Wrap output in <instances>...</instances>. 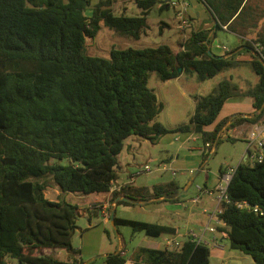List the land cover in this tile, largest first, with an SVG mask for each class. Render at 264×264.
<instances>
[{
    "label": "trees",
    "instance_id": "16d2710c",
    "mask_svg": "<svg viewBox=\"0 0 264 264\" xmlns=\"http://www.w3.org/2000/svg\"><path fill=\"white\" fill-rule=\"evenodd\" d=\"M131 1L139 16H128L125 7L117 12L114 5L123 0H0V264L8 258L18 264H82L73 247L80 209L64 195L108 194L128 139L155 145L169 133H190L203 142L207 157L229 120L232 125L255 124L264 116V66L250 43L264 46V33L248 36L259 17L264 18L257 13L258 1L195 0L215 23L209 30H192L178 49L164 44L113 48L108 58L90 55L86 40L94 39L102 25L138 40L146 34L151 11L158 5L160 10L170 7L168 0ZM225 26L249 40L242 41L240 51L220 54L212 48ZM242 67L257 76L255 84L242 88L225 77L210 93L195 97L188 122L167 128L156 121L164 105L148 87L151 74L163 82L183 75L205 82ZM237 98L252 100L254 113L225 119L206 131L227 101ZM48 187L59 190L56 201L46 198ZM182 190L176 181L151 188L127 183L112 200L123 206L159 198L175 203ZM227 194L230 202L223 204L218 232L231 249L264 264V160L242 161ZM113 224L149 238L176 234L169 226L116 213ZM57 249L71 255L61 260L43 253ZM209 258L207 245L188 238L173 250L139 248L134 264H209ZM125 263L121 253L105 260Z\"/></svg>",
    "mask_w": 264,
    "mask_h": 264
},
{
    "label": "rangeland",
    "instance_id": "374dc122",
    "mask_svg": "<svg viewBox=\"0 0 264 264\" xmlns=\"http://www.w3.org/2000/svg\"><path fill=\"white\" fill-rule=\"evenodd\" d=\"M256 1H258L257 13L263 14L264 0ZM190 4L193 6L190 8V12L194 14L195 20H191V23H194V26L192 25L189 29L184 31L177 29L174 7L170 6L169 8L160 10L158 5L149 14L148 29L146 30V34L142 35L140 39L135 40L120 36L113 30L102 25L98 35L94 39L86 40L88 53L93 56L108 58L110 51L113 48L133 47L140 49L144 47H157L165 44L174 49H178L179 43L188 38L191 34L190 32L196 29L197 25L201 24L204 19L208 18L206 8L202 4L197 3L195 0H191ZM114 7L117 12H121L124 9L123 7H125V13L128 16H139L141 13L131 0H123V2L115 4ZM197 12L200 13V18H198ZM190 16L189 13V17ZM164 23L166 25H163ZM257 24V27L249 32V37H253L258 33H264V18L262 19L259 17ZM240 41L242 42L241 38L229 30H218L216 37L213 39L215 44L221 45L220 49H226L224 47L228 48L229 52H227V54L234 49H238L240 47ZM212 46H214V44ZM225 77L233 79V81L242 88H245L249 83L255 84L257 81V76L245 67L229 70L205 82H198L195 75H183L180 79L163 82L158 80L155 74H151L148 81V87L155 91L158 101L164 105V109L158 115L156 121L162 123L167 128L188 122L190 116L194 113L195 97L207 95ZM252 110L253 106L250 99L242 98L232 100L223 108L216 121L212 125L206 127V131H213L217 124L226 116L232 118L237 114H248L252 112ZM176 137H178V135L169 133L161 137L155 145L141 138H132L125 141L124 150L118 156L120 167L123 169L120 171V173H122L121 178H124L128 173H133L134 171H143L144 167L148 165L150 169L153 170L152 173L140 172L139 174L140 177L144 179L140 180V183H145L144 181L151 178L157 172L161 161H166L175 157L177 152L176 148L181 144L180 141H176ZM232 139L234 138L231 137L228 139L225 135L221 137L220 143L215 148L216 153L212 155L211 152L204 158L205 171H200L196 174V178L193 180L188 191L182 196V205L178 207L181 211V215L178 216L177 220L178 233L176 240L178 242H183L185 240L186 237L184 234L188 231L194 232V235L201 236L202 231L209 223V214L214 211L212 210V203L207 194H204L206 196L204 198L205 204L201 200L198 201L199 203L193 202L192 199L198 194L196 186L199 185L205 187L206 183L209 185L212 179L215 178L214 175L219 172L220 168L224 169L227 165L236 168L241 163L240 157L247 151L248 142L243 136L234 140ZM185 147L204 148V144L199 138L197 141L191 140L187 142ZM250 151H256L255 145L251 147ZM61 163L66 164L67 161L63 160ZM163 176L164 180H166L169 174L164 173ZM176 178L182 183L180 174H178ZM187 184L188 183L185 182L183 183V186ZM57 191L59 192L57 188H47L45 191L47 199L55 201V198H58ZM64 198L67 202L77 205L80 208H84L89 207L90 201L95 199V195L85 196L67 193L64 195ZM93 210L95 211L96 209L93 208ZM205 210H208V214L205 213ZM168 211L165 203H147L145 205L137 204L134 207L129 208L119 207L118 215L136 221H149L152 220V218L154 221H159ZM88 224L89 222L86 217H78V227L87 228ZM101 225L102 224H100V226ZM212 225L215 224L212 223ZM98 230L99 234H101V232L104 234H102L104 236L103 241L100 242V247L102 246V249L114 251L116 246V249L119 250V240L121 239H124L125 246L130 252L138 246H145L147 244L146 242H143L147 237L143 233H134L130 227L121 226L116 228L111 223L104 230ZM79 236L80 233L77 231L73 237V245L76 248L82 246ZM165 237H167V235L146 240H153L159 244L164 241ZM211 237V232L205 234L206 240H210ZM217 245H220L221 248H217ZM217 245L207 244L210 250L209 264H255L251 256L238 250L231 249L229 241L227 239H222V236L218 238ZM45 251L46 250H44L43 253L48 255ZM107 251L108 250H104L101 253L104 254ZM57 256L61 260H67V255L61 256L60 254H57ZM88 260L89 259H86L84 262ZM103 260V257L96 256L95 261L91 264H103ZM7 264H18V262L15 259L8 258Z\"/></svg>",
    "mask_w": 264,
    "mask_h": 264
},
{
    "label": "crops",
    "instance_id": "0c3cea01",
    "mask_svg": "<svg viewBox=\"0 0 264 264\" xmlns=\"http://www.w3.org/2000/svg\"><path fill=\"white\" fill-rule=\"evenodd\" d=\"M191 7H193V6L191 5ZM190 15H192L193 16V20H195L194 19L195 16H194V14L192 12H190ZM197 16H198V18H200V13L199 12H197ZM213 24H214V21H212L211 17L208 15V18L204 19L201 24L197 25L195 30H198V31L199 30H207V29L209 30V29H211V26ZM192 25L194 26V23ZM224 30H227V29H224ZM249 38H251V37H249ZM241 43L243 44V42L240 41L239 46L242 45ZM213 44H214V46H212V48L215 49V51H217V53H220V54L224 53L222 51L223 49L219 48V46H221L220 44L219 45L215 44V42H213ZM224 48L228 49L227 47H224ZM241 49L242 48L239 47L236 50V52L240 51ZM181 77L182 76H180L177 79H180ZM232 100H235V99H231V100L227 101V103L225 104L224 107H226L227 104L229 102H231ZM251 102H252V100H251ZM253 113H254V109L252 110V112H250L248 114H244V115L237 114V115H234L232 118L226 116L221 121H223L225 119H228V118L229 119H234V118H236L237 116H240V115L242 117H246L247 118V117H249V114H253ZM232 123H233V121L229 120L222 127V129H221L219 134L220 135L223 134V135H225V136H227L229 138L233 137L234 139H237V138H240L241 136H243L244 139L247 140V137H248V135H249V133L252 130V127L254 125H258V126H261V128H264V118H262L260 121H258L255 124L243 123V124H240V125H232ZM176 135H178V137H176V141H180L181 144H180V146H178L176 148L177 152H176L175 157H172L171 159L166 160V161H164V160L161 161V163L159 165V168L157 169V172L156 173L153 172L155 174L151 178H148L146 181H144L145 183H140V180H144L139 175L141 171H139V172L137 171L138 173L135 172V171L133 173H128L127 176H125L124 178H121L122 173H120V171L123 170L121 167L118 168L117 183H120V184L131 183V184H133L134 186H137V187H148V188H151L154 185L168 183V182H171V181H176V182L179 183V185L181 187H183V190L180 193V196L182 198V196L185 195V193L188 191V189L191 186L193 180L196 178V174H198L200 171H205V169H204V157H205V153L207 152V150H203V148H199V147H185L187 142H189L191 140L192 141H197L199 139L196 135H193V134H190V133H183V134H176ZM234 139H232V140H234ZM185 151H187V152H185ZM215 151L216 150H215V147H214L211 150L212 154ZM245 156H246V152L240 157V161L241 162L245 160ZM228 168H231V166L227 165L226 168H224V169L220 168V170H222L224 172ZM220 170H219V172L217 174L214 175L215 178L212 179L210 184L208 185L206 183L205 186L213 187L219 182V180H220ZM152 171L153 170L150 169L149 172L152 173ZM191 171H194V172L191 173ZM164 173H168L169 174V176L167 177L166 180H164V176H163ZM178 174L181 175L182 183L179 182V180L176 178ZM185 182H187L188 184L183 186V183H185ZM57 195H59V192L57 193ZM205 197L206 196L203 195L200 198V200L203 203H204V198ZM208 198L210 199V202L212 203V210H214L215 207H216V204H215V201H214V196H209ZM56 200L57 199L55 198V201ZM162 200H163V198H160L157 201H153V200L147 201L144 204L138 203V205H145L147 203H155L156 204V202H157V204L165 203L167 205V209L169 210L167 213H165V216H163V218L161 220L157 219L159 221H154L153 218H152V220L143 221V222L169 226V227L173 228L176 231L175 235H171V236L167 235V237L164 238V241L162 243H159V244L156 243L153 240H146V239H152V238L147 237V238H145V240H143V242H146L147 244L145 246L141 245V246H138V247L134 248L132 252H130L126 248L124 239H121V240H119V250L116 249V246H115L114 251H110L109 249H102V246L100 247V244H101L100 242L103 241V237H104L103 235L104 234L102 232H101V234H99V230L98 229L104 230L108 225H110L111 223L113 224V222L111 221V214H112L113 209H115V213H116V215L118 217L125 218V217H122V216L118 215L119 207H121V208H129V207H134L137 204L132 205V206L118 205L116 203V201L112 200V196L109 195V194L95 195V199L93 201H90L89 207H84V208H80L79 207L81 216L86 217L88 219L89 224H88L87 228L79 227L77 229V231H79V233H80L79 238L81 239V243H82V246H80V248H76L73 245V247L75 249H78L79 252H80V255H77V260L82 262V264H91L92 262L95 261L96 256H101L104 259L103 260L104 261L103 264H105V260L110 254L121 253L124 256V258L126 259V263L125 264H134L135 252L139 248L164 249V244L166 243L167 239H171V238H175L176 239V236H177V233H178L177 220H178V216L181 215V211L179 210L178 207L182 205V199L179 202H175V203L161 202ZM93 208H95L96 210L94 211ZM206 211L208 212V210H206ZM91 212H93V213H91ZM206 214H208V213H206ZM100 224H102V225L100 226ZM99 226H100V228H99ZM189 233H191V231H188L186 234H184V236L186 238H185V240L183 242H180V243H184L188 239V234ZM92 234H95V235H92ZM216 236H217V238H219L221 235L218 232L216 234ZM212 237H213V234H212ZM222 239H226V238L222 237ZM217 248H221V246L217 245ZM104 250H108V251L106 253L102 254L101 252L104 251ZM45 253L48 254V255H52V256H54L56 258H58L57 254H60L61 256L67 255V259L71 255L70 252H68L66 250H63V249H59V250L57 249V250H52V251L46 250ZM100 254H102V255H100ZM86 259H89V260L84 262Z\"/></svg>",
    "mask_w": 264,
    "mask_h": 264
},
{
    "label": "built area",
    "instance_id": "2783aa9c",
    "mask_svg": "<svg viewBox=\"0 0 264 264\" xmlns=\"http://www.w3.org/2000/svg\"><path fill=\"white\" fill-rule=\"evenodd\" d=\"M169 6L174 7L175 9V16L177 21V29L179 30H186L192 27L191 20L189 18L190 8L191 4L189 0H168ZM224 29H227V27H223ZM249 41L248 39H243L242 41ZM251 46L253 48V52L255 55L260 59L262 63H264V46L261 43H254L250 41ZM219 48H221L219 46ZM223 54H227L229 52L228 49H223ZM248 149L246 151L245 160H248L251 163H261L264 160V128H261V126L254 125L252 127V130L250 131L248 137ZM255 145V152L250 151L251 147ZM150 171V167L146 165L141 171L142 173H146ZM236 168H228L222 174H220V180L219 182L213 186V187H201L199 185L196 186L197 189V195L195 198H193V202L197 203L201 196L204 194H207L209 196H214V201L216 204V207L212 213L209 214V223L205 227V229L202 231L201 236L194 235V232H191L188 234V238L195 242L196 244H213L216 245L218 242V238L216 234L218 233L217 226H221L222 222L220 220V215L223 212V204L229 203V197L227 194V188L235 174ZM194 171H191L193 173ZM125 184L117 183L116 181L111 182L109 195L112 196V194L120 192L121 189L124 187ZM238 207L242 208L244 206V203H238ZM255 211H258L257 208H254ZM205 213H208L205 210ZM214 223L215 225H212ZM207 232H211L213 234V237H211L210 240L205 239V234ZM181 246V243L178 242L175 238L167 239L166 243L164 244V248L173 250L175 248H179Z\"/></svg>",
    "mask_w": 264,
    "mask_h": 264
},
{
    "label": "water",
    "instance_id": "95a60500",
    "mask_svg": "<svg viewBox=\"0 0 264 264\" xmlns=\"http://www.w3.org/2000/svg\"><path fill=\"white\" fill-rule=\"evenodd\" d=\"M211 18H213V16H211ZM214 23H215V22H214ZM210 55L213 56L212 53H210ZM262 64H263V66H264V63H262ZM119 199L124 200V201H127V202H130V203H134V201H131V200H129V199L118 198L117 200H119ZM159 199H160V198H159ZM145 202H147V201H143V202H140V203L144 204ZM114 214H115V209H113L112 214H111V221H112V222H113Z\"/></svg>",
    "mask_w": 264,
    "mask_h": 264
}]
</instances>
